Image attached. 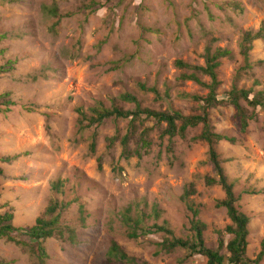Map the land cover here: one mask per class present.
Returning <instances> with one entry per match:
<instances>
[{"label":"rangeland","instance_id":"1","mask_svg":"<svg viewBox=\"0 0 264 264\" xmlns=\"http://www.w3.org/2000/svg\"><path fill=\"white\" fill-rule=\"evenodd\" d=\"M263 24L264 0H0V68L14 65L0 73V98L8 93L14 103L0 107V159L18 156L11 163L0 160V215L12 213L16 229L30 228L48 218L53 202L68 204L61 213L63 236L37 245L22 234L12 235L18 243L0 239V264H41L33 253L39 245L48 256L43 264H101L110 240L148 264H207L183 249L160 251L162 235L129 240L121 220L157 209L160 218L148 225L166 222L187 238L193 215L181 197L194 184L191 199L208 228L206 243L217 246L216 231L232 223L217 207L224 191L205 182L213 170L209 146L199 139L202 125L185 139H170L163 136L166 125L154 120L137 121L132 131L130 119L87 128L80 110L90 117L91 109L110 108L128 92L142 107L200 114L198 101L184 95L206 97L209 90L182 81L191 72L176 62L204 66L207 47L231 53L217 70L220 99L233 87L264 93V40L254 42L249 68L240 46L247 31ZM141 84L155 87L162 100ZM241 103L249 116L255 114L245 133L233 106L212 109L210 119L214 132L237 140L220 142L217 150L251 218L247 256L255 259L264 239V110ZM145 131L148 152L124 159L120 139L130 133L136 150ZM249 189L258 194H246ZM66 226L76 230L77 244L68 240Z\"/></svg>","mask_w":264,"mask_h":264},{"label":"trees","instance_id":"2","mask_svg":"<svg viewBox=\"0 0 264 264\" xmlns=\"http://www.w3.org/2000/svg\"><path fill=\"white\" fill-rule=\"evenodd\" d=\"M264 40V24L257 32L247 31L241 41V54L245 58V65L247 68L250 67V53L253 51V44L255 41ZM230 51L227 49H216L212 52L211 47H207L203 58L205 60L204 66L192 65L182 60L176 62V66L181 70H188L191 73H184L181 75V80L192 81L209 90L206 97L201 96H189L194 101H198L200 105V114L185 116L182 112L168 109L165 111L155 110L147 107H142L137 97L131 93H124L113 101V105L109 108L104 104H101L97 108L91 109L90 117H87L83 110H80L84 120H88L89 124L87 128L103 123L107 119L116 120H127L131 121V131L134 129V124L137 121L142 120H154L157 125H166V129L163 132V136H169L173 139L177 136L182 139L186 138L189 129L196 128L202 125V133L199 139L206 142L209 146V157L208 161L213 170V176H207L205 182L207 186H220L225 193V198L218 201V208H225L227 214L231 220V225L227 226L224 231H216L218 235L217 246H209L206 242L205 233L207 231L206 224L200 218V210L192 201L191 197L196 195L194 184L190 185L189 190H186L181 200L187 205L188 209L192 213V221L190 232L187 238L178 237L174 231L169 228L168 223L159 225L154 223L148 225L147 221L151 218L155 220L160 218V212L154 209L153 213L146 215L144 212L137 210V217L122 215L121 220L123 226L127 229V238L129 240H138L145 238L150 235H162L163 241L159 244V249L165 253H173L178 249H183L189 252L190 257L203 256L207 259V264H261L264 261V239L261 243V250L255 259H251L247 256L249 247V235H250V223L251 218L243 212L240 203V196H236L234 189L235 183L231 182L228 177L221 154L217 150V145L220 142L236 143L235 137H230L222 134H218L213 131L210 119V112L214 108L219 106H233L236 109V114L241 122L240 131L245 133L249 127V121L253 116L247 114L246 109L243 107L241 101H245L254 110L261 108L264 110V93L256 92L253 89H238L233 87L230 92L226 95V99H220L217 95V89L220 85L218 81L217 70L222 65V59L230 55ZM13 62L10 61L6 66L0 68V73L8 72L13 68ZM210 78V83L201 81V75ZM141 90L151 92L156 96L157 100H162L160 92L155 88H150L144 84L140 85ZM170 97L169 93L166 92L165 98ZM10 94H4L0 98V107L13 105ZM119 102L127 104H133L135 107L133 110H125L120 107ZM9 108V107H8ZM6 109L7 112L10 111ZM147 131H145L140 137V148L134 150L130 146L131 135L127 133L122 137L121 145L123 147L122 157L129 160L136 156L139 159L142 158L143 149L148 152L151 146L150 141L147 140ZM117 140L116 137L110 141L114 142ZM94 150V144L92 145ZM18 156L3 157L0 160L4 163H11ZM101 169V163L99 165ZM0 174L1 171H0ZM60 183L56 185V189L59 190ZM248 195H257L258 193L254 190L246 191ZM68 204L59 202H53L47 209L45 216L48 218H39L36 220L34 226L30 228L16 229L12 222L14 215L12 213L0 215V239L7 238L11 242L18 243L13 237V234H22L31 240L35 241V244L41 243V241L47 240L48 238L55 237L56 235L63 236L64 230L61 226V213L63 209L67 208ZM82 212V211H81ZM131 212V209L128 210ZM68 234V240L72 244H77V233L72 227L64 228ZM225 235H229L230 240H227ZM37 259L41 264L47 259L46 250L39 245V247L33 251ZM101 264H148L147 262L139 261L137 258L130 256L123 247L116 240H110L107 245L106 258L102 259Z\"/></svg>","mask_w":264,"mask_h":264},{"label":"clouds","instance_id":"3","mask_svg":"<svg viewBox=\"0 0 264 264\" xmlns=\"http://www.w3.org/2000/svg\"><path fill=\"white\" fill-rule=\"evenodd\" d=\"M53 238V237H52Z\"/></svg>","mask_w":264,"mask_h":264}]
</instances>
